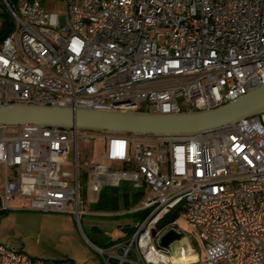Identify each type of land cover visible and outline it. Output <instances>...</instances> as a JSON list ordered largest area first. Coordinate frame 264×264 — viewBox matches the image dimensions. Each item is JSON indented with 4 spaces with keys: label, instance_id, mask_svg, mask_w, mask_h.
Listing matches in <instances>:
<instances>
[{
    "label": "built area",
    "instance_id": "obj_1",
    "mask_svg": "<svg viewBox=\"0 0 264 264\" xmlns=\"http://www.w3.org/2000/svg\"><path fill=\"white\" fill-rule=\"evenodd\" d=\"M3 1L14 27L0 40V104L173 113L212 108L264 84V0H60L59 9L46 0L17 8ZM0 166L4 209L22 198L29 209L70 212L79 228L97 199L89 193L126 183L138 199L95 214L133 213L138 222L101 245L87 239L104 264H264L258 116L192 135L6 126ZM180 212L193 231L178 223ZM169 230L184 238L163 244ZM0 264L75 263L39 262L0 244Z\"/></svg>",
    "mask_w": 264,
    "mask_h": 264
},
{
    "label": "water",
    "instance_id": "obj_2",
    "mask_svg": "<svg viewBox=\"0 0 264 264\" xmlns=\"http://www.w3.org/2000/svg\"><path fill=\"white\" fill-rule=\"evenodd\" d=\"M264 114V84L234 100L208 109L160 113L144 110H98L26 102L0 104V128L31 125L40 128H78L111 135H192ZM177 208L171 214L173 217ZM152 233L155 235L156 230ZM184 238L174 230L161 236L170 244Z\"/></svg>",
    "mask_w": 264,
    "mask_h": 264
},
{
    "label": "rangeland",
    "instance_id": "obj_3",
    "mask_svg": "<svg viewBox=\"0 0 264 264\" xmlns=\"http://www.w3.org/2000/svg\"><path fill=\"white\" fill-rule=\"evenodd\" d=\"M47 1L53 3L51 6L47 5L49 9L62 7L60 0ZM258 117L264 119V114ZM94 134L99 138L92 142L103 147L104 138L100 134ZM4 175V168L0 166V195L3 192ZM81 185L84 190V178H81ZM122 188L126 190L127 184H122ZM25 204L27 200L22 198H16L14 204L7 209L0 204V244L23 251L39 262L67 259L75 264H104L101 255L89 245L87 239L101 245L103 240L124 237L126 233L122 227L138 222L137 215L133 213L97 215L95 210L98 209L88 204L86 213L80 218L79 228L70 212L33 210ZM112 209L109 207L103 210L113 211ZM124 210L122 207L119 209L120 212ZM177 220L182 227L194 230L182 212L178 214Z\"/></svg>",
    "mask_w": 264,
    "mask_h": 264
},
{
    "label": "crops",
    "instance_id": "obj_4",
    "mask_svg": "<svg viewBox=\"0 0 264 264\" xmlns=\"http://www.w3.org/2000/svg\"><path fill=\"white\" fill-rule=\"evenodd\" d=\"M119 189L121 188L104 187L98 194L89 193V195L96 197L97 199L96 201L90 202L88 204L94 205L98 210H103L104 208L108 209L109 207L113 208L112 210L119 209L124 206V197L127 196L130 200L128 189ZM116 204L118 206L117 208H115Z\"/></svg>",
    "mask_w": 264,
    "mask_h": 264
},
{
    "label": "trees",
    "instance_id": "obj_5",
    "mask_svg": "<svg viewBox=\"0 0 264 264\" xmlns=\"http://www.w3.org/2000/svg\"><path fill=\"white\" fill-rule=\"evenodd\" d=\"M14 8H17L19 3L22 0H7ZM14 27V21L13 18L8 11L5 3L3 0H0V40L5 37ZM126 196V195H125ZM138 199V196L133 197L132 199L126 196L124 197V205L129 206L133 202H135ZM117 204L115 205V208H117ZM145 212L139 213V216H144ZM67 260V259H66ZM64 260H57L56 262H61Z\"/></svg>",
    "mask_w": 264,
    "mask_h": 264
},
{
    "label": "bare ground",
    "instance_id": "obj_6",
    "mask_svg": "<svg viewBox=\"0 0 264 264\" xmlns=\"http://www.w3.org/2000/svg\"><path fill=\"white\" fill-rule=\"evenodd\" d=\"M180 245H181V242L178 243V246L177 247H180ZM174 252H178V249H176V247H174ZM190 258H191L190 255L189 254H185V253H182L181 254V257H179V259H181V260H190Z\"/></svg>",
    "mask_w": 264,
    "mask_h": 264
}]
</instances>
